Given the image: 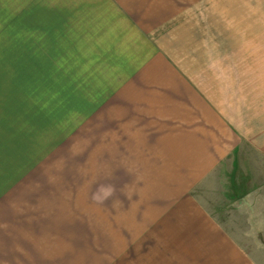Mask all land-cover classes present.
<instances>
[{
    "label": "crops",
    "instance_id": "crops-1",
    "mask_svg": "<svg viewBox=\"0 0 264 264\" xmlns=\"http://www.w3.org/2000/svg\"><path fill=\"white\" fill-rule=\"evenodd\" d=\"M9 1L0 0V15H17L18 25L20 16L45 21L53 48L63 8L65 61L75 64L57 73L49 48L43 86L32 68L33 93L0 87V264H264V182H245L249 172L235 166L264 156V127L253 122L259 90L249 93L257 82L249 85L238 51L216 45L200 10L185 0ZM74 76L98 96L90 121L114 128L98 140L112 145L98 149L96 168L115 191L112 218L90 213L96 241L90 247L81 232L75 251L71 216L57 214L50 193L42 197L53 185L26 183L1 149L8 128L49 127Z\"/></svg>",
    "mask_w": 264,
    "mask_h": 264
},
{
    "label": "rangeland",
    "instance_id": "rangeland-1",
    "mask_svg": "<svg viewBox=\"0 0 264 264\" xmlns=\"http://www.w3.org/2000/svg\"><path fill=\"white\" fill-rule=\"evenodd\" d=\"M23 1H28L31 5L34 0H10V7H16L17 2ZM60 2V5H64L63 0ZM185 4L200 10L201 24L207 27L210 24L208 28L216 37V45L223 47L224 42L241 55L242 70L249 72V85L257 82V85H253L255 88H249V93L259 90V95L254 94V98L258 97L255 99L258 106L255 103L254 112L259 113L258 116H253V122H258L264 127V115L261 111V107L264 110V0H191V2L185 0ZM59 10L64 15V9ZM63 15H56L57 23H53V30H51L56 38L54 48L48 45L50 32L47 30L45 21L33 25L32 15L20 16L22 20L18 25L17 15H0V87L5 90H16L20 85L21 93L32 92L33 77L30 76L33 69H35L33 76L39 80V86H43L42 76L48 64L44 62L42 56L48 54L49 48L53 49L57 56V73H61V67L65 69V66L75 64V62L66 63L65 61ZM33 43L36 45L34 46ZM69 50L70 54H75L74 48ZM35 53L39 55L40 60H36L34 64L30 56ZM20 74L25 75L21 84L18 83ZM83 82L85 83V80ZM81 86V80L74 76L70 80V89L67 94H57L58 109L51 115L49 127L26 125L18 128V132L25 133L19 135H12L9 132L17 128H8L5 134L9 142L1 147L9 154L10 170L13 168L25 170L26 183H40L42 187L53 185L52 191L41 192L42 197L44 193H50L51 197L57 198V214L63 215L67 212L71 216L74 235L73 251L77 245H80L81 239L77 237L81 232H88L89 246L94 245L96 237L90 235L92 229L90 213L93 218L98 214V221L102 215L111 219L114 211L111 201L115 192L112 187V176L98 177L96 168L98 149L101 148L104 152L111 149L112 145L109 141L98 142V140H106L108 136H112L114 128L110 121L99 124L96 121H90L92 115H96V111H91L89 108L96 106L98 96L91 93L95 89L81 88ZM57 91L62 92L64 89L58 88ZM79 91L86 92L84 93L86 95L79 94ZM256 130H260V127ZM30 131L34 132L30 138L42 140L28 142L26 134ZM260 137L264 140V134ZM253 148L257 149L255 145L250 144L251 152ZM102 156L106 157L107 154L102 153ZM259 161L260 165H257ZM259 161L254 153L245 159V168L242 160H235L237 168L241 167L243 172H249L244 173L245 182L249 183L252 179L255 181L256 175L264 182V156H261ZM106 162V158L101 159L102 166ZM98 181L102 183L99 188ZM98 203L99 205L105 203V205L98 206ZM110 226L112 224L108 222V227ZM103 227L102 231L105 229L106 236L108 227L105 228L104 225ZM97 245L98 243L95 247ZM105 257L106 261L110 258L109 254Z\"/></svg>",
    "mask_w": 264,
    "mask_h": 264
}]
</instances>
